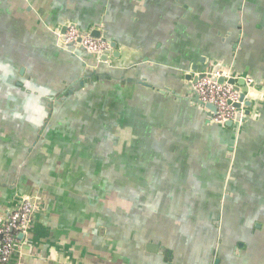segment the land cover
<instances>
[{
  "label": "crops",
  "instance_id": "1",
  "mask_svg": "<svg viewBox=\"0 0 264 264\" xmlns=\"http://www.w3.org/2000/svg\"><path fill=\"white\" fill-rule=\"evenodd\" d=\"M234 1L237 3L236 0H12V3L0 0V30L5 31L2 38L6 43L10 40L15 46L18 40L15 47L26 45L35 54L39 46L54 49V39L40 25V20L54 24L68 15L86 26L102 21L117 47L116 66L103 64L101 71L121 70L124 76L156 79L178 89L184 67L196 63L200 55L229 56L232 49L213 37L212 26L215 8L218 7L219 17L226 20L237 9ZM240 3L245 11L243 24L247 27L244 25L246 34L238 65L249 67L264 82V57L254 56L256 49L264 53L260 45L264 41L260 29L264 26V0H240ZM29 5L31 10L27 9ZM8 33L16 37L12 39ZM59 57L61 61L75 62L67 54ZM145 58L147 62L127 70L135 60ZM78 68L83 81V68ZM16 85L23 84L16 82ZM104 88L107 92L102 96L99 89ZM125 88V84L115 81L99 82L97 91L77 96L86 122L78 126L58 122L50 128L47 143L40 146L31 162L38 172L47 170L46 161L51 157L53 166L56 168L58 163L57 168L64 170L58 169V173L65 174L64 179L68 180L64 184L54 183L52 190H48L45 212L38 216L27 241L19 240L11 264H171L173 261L200 264L199 260L212 259L218 253L211 224L216 210L220 216L224 212L227 222L221 264H264V121L247 122L242 132V152L230 178L227 197L210 195L207 199L202 195L195 199L196 189L188 187L173 192L174 184H178L175 176L180 179L188 163L196 176L203 172V184H211L213 178L209 174L215 170V163L203 160L201 166L199 151L194 149L179 152L180 161L176 163L167 158L166 163L154 161H160L161 192H149L142 197L137 190L141 185L147 186L145 175L138 180L129 177L123 181L104 176V170L108 169L139 170L155 164L138 162L142 157L131 147L134 131L121 123L128 121L121 113L132 117L131 108L119 94ZM220 133L212 152L217 143L228 145L231 140L229 132ZM24 136L22 130L0 125V168L7 170L20 164L16 158H23L33 144ZM48 149L53 155L46 154ZM182 152L187 153V158ZM87 170H91L89 175ZM91 184L100 188L99 191L112 184L115 191L122 192H112L108 205L103 197L88 193L87 186ZM37 185V181L26 175L19 177L18 172L12 171L5 175L0 171V204H10L16 190L26 192ZM107 217L112 220L110 231L109 224H105L108 221H104ZM206 218L211 219L210 224ZM239 243H244V247H239Z\"/></svg>",
  "mask_w": 264,
  "mask_h": 264
},
{
  "label": "water",
  "instance_id": "2",
  "mask_svg": "<svg viewBox=\"0 0 264 264\" xmlns=\"http://www.w3.org/2000/svg\"><path fill=\"white\" fill-rule=\"evenodd\" d=\"M3 1L12 3V0ZM236 1L237 3L234 1V9H237L226 20L219 17L218 7L215 8V23L212 26L213 37H216L217 41L222 40L228 49L229 47L232 49L229 56L218 58L206 54L200 55L196 63L184 67L181 73L182 81L180 80L178 89L160 83L156 79L155 81L142 76H124L121 70L119 72L101 71L100 66L103 64L109 67L116 66L114 55L117 47V42L109 35L102 21L86 26L73 16L68 15L54 24L40 20V25L54 39V49L49 48L48 50L39 46L36 48L35 54H32L26 45L18 44L15 47L18 40H16L15 46L10 40L6 43L3 39L5 31L4 29L0 30V125L22 130L25 133L24 138L33 142L30 150L24 152L23 158H16L17 164L20 163L19 165L9 167L7 170L0 168V171L5 175L8 171L18 172L19 177L26 175L38 182L36 188L33 187L29 191L16 190L10 204H0L1 221L21 199L26 198L32 201L33 222L25 232L19 234V240L25 238L27 241L38 216L45 212L49 198L48 193L52 190L54 183L64 184L68 180L64 179L65 174L58 173V163L55 168L51 157L46 161L49 169L39 172L34 168L31 159L36 156L40 146L47 143V134L50 128H54L55 123L70 122L71 125L78 126L86 122V119L83 118L84 113L79 107L77 96L91 94L94 89L97 91L99 82L115 81L119 85L121 83L126 85L124 92L120 91L119 94L124 98V103L131 108L132 117L127 118L121 113L129 121L121 120V123L134 131L131 147L138 157H142L138 162L142 164L155 163L149 168H140L139 170L138 168L135 170L127 168L104 170V176H108L109 179L115 177L123 181L129 177L138 180L139 176L145 175L149 182L145 184L147 186L141 185L137 193L142 197L143 194L149 192L159 193L161 192L160 177L162 174L159 162L166 163L165 158L174 163L179 162L180 160L177 159L179 152L194 149L199 151L201 166L203 160L209 161L210 164L215 163L216 167H213L215 170L209 174L213 178L211 184H203V172L196 176L192 173L194 172L192 164L188 163L187 167L182 169L184 175L180 179H176L175 176L174 181H177L178 184H174L173 192H181L182 187L183 190L188 187L187 189H196L194 191L195 199L202 195L207 196V199L210 195L217 198H220L222 194L224 197L228 196L230 178L234 175L238 156L242 152L240 139L242 132L245 131L247 122L264 121V82L259 81L249 67L242 68L238 65L240 52L244 47L243 40L247 25L245 22L243 24L244 20H242L245 14L243 5L240 0ZM27 9L31 10V5ZM70 26H75L80 34L79 39L73 42L66 39V31ZM260 29L264 33V26L262 28L260 26ZM87 35L108 41L110 49L105 53L87 50L82 45V39ZM260 45L264 49V41ZM59 54H67L75 62L69 63L63 59L61 61ZM254 56L264 57V53L256 49ZM143 61L147 62L148 59L135 60L130 66H127V70L143 63ZM78 66L83 68L85 74L82 78L83 81L80 80L81 72ZM219 71H222L220 76L218 75ZM204 77H210L219 84L231 85L238 92L239 100L234 104L236 107L234 118L224 121L214 119L217 113L216 106L202 100L195 87V84ZM16 82L23 85L17 86ZM109 90L111 91V89ZM99 92L105 96L107 89H99ZM222 131L229 132L232 136L231 140L228 145L226 142L217 143L214 152H212L211 147L216 145V136L221 135L220 132ZM218 150H222V152L216 153ZM151 152L155 157L151 156ZM49 153L53 155L50 149L46 154ZM182 156L187 158V153L182 152ZM158 160L160 161L154 162ZM219 165L223 167H219ZM225 168L228 170L225 171ZM61 169L59 170L64 171ZM218 169L221 171L220 176ZM90 171L87 170V175ZM67 177H69L68 174ZM171 177H174V174H171ZM197 177L201 180H198ZM75 187L78 188V186ZM87 188L88 193L96 197H103L104 202L108 205L111 203L112 192H122L121 189L115 191L112 184L105 185L102 191H99L100 188L94 187L92 184L88 185ZM70 191L75 194L74 188H71ZM99 192H102L103 195ZM216 213L217 215L215 214L216 216L212 218L213 221L210 218L206 219H208L209 224L211 221L214 226L218 253L216 256L213 255L212 259L210 257V259L199 260L200 264H221L220 257L222 258L221 252L225 242L224 228L227 222H225L224 212L221 216L218 215L217 210ZM204 219L201 216V221ZM104 221H108L105 224H109L108 231H110L111 217H107ZM257 226L260 224L258 223ZM238 245L244 247V243ZM18 248L19 242L16 251ZM235 260L238 262L237 257ZM171 264H175V262L173 261ZM222 264L224 263L222 262Z\"/></svg>",
  "mask_w": 264,
  "mask_h": 264
},
{
  "label": "built area",
  "instance_id": "3",
  "mask_svg": "<svg viewBox=\"0 0 264 264\" xmlns=\"http://www.w3.org/2000/svg\"><path fill=\"white\" fill-rule=\"evenodd\" d=\"M79 37V31L75 26H70L67 29V41L73 42ZM82 45L95 53H105L110 49L108 41L88 35L83 37ZM221 74L222 71H219L218 75ZM195 87L202 100L216 106L215 120L224 121L235 117L236 107L234 104L239 100V94L231 85L219 84L210 77H204L195 84ZM33 211L32 201L23 198L0 221V264H11L19 242L18 236L25 232L33 222Z\"/></svg>",
  "mask_w": 264,
  "mask_h": 264
}]
</instances>
